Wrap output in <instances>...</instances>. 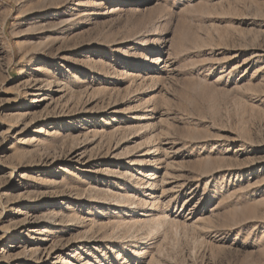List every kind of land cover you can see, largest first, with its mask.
<instances>
[{
	"label": "rangeland",
	"instance_id": "rangeland-1",
	"mask_svg": "<svg viewBox=\"0 0 264 264\" xmlns=\"http://www.w3.org/2000/svg\"><path fill=\"white\" fill-rule=\"evenodd\" d=\"M0 264H264V0H0Z\"/></svg>",
	"mask_w": 264,
	"mask_h": 264
}]
</instances>
